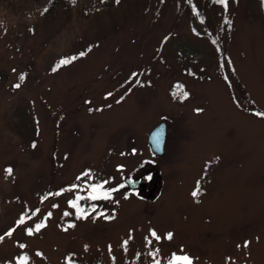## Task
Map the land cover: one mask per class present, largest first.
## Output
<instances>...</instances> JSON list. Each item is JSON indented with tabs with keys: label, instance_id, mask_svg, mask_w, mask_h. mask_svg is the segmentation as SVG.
Instances as JSON below:
<instances>
[{
	"label": "rangeland",
	"instance_id": "rangeland-1",
	"mask_svg": "<svg viewBox=\"0 0 264 264\" xmlns=\"http://www.w3.org/2000/svg\"><path fill=\"white\" fill-rule=\"evenodd\" d=\"M50 1L0 0V264H264L259 0Z\"/></svg>",
	"mask_w": 264,
	"mask_h": 264
},
{
	"label": "snow or ice",
	"instance_id": "snow-or-ice-1",
	"mask_svg": "<svg viewBox=\"0 0 264 264\" xmlns=\"http://www.w3.org/2000/svg\"><path fill=\"white\" fill-rule=\"evenodd\" d=\"M71 2L73 4H75L76 0H71ZM116 2L119 3L120 0H116ZM214 2L217 3V4L222 5L224 7L225 11L227 12V9H228V0H214ZM262 4H264V0H262ZM44 11L46 12L47 11V8H45ZM201 22H203V21H201ZM224 23L227 24V25H229V27L231 26V21L227 18V16L224 19ZM213 43H216V41H213ZM84 55H85V53H83V52L80 53V56H84ZM74 59H76V57H68V58L62 59L61 61H59L58 65H57V68L60 67V66H63V65L70 64ZM57 68H54L53 71H56ZM24 78H25L24 75H21L20 76V80L21 81H23ZM15 87L18 88V87H20V85L17 84V85H15ZM174 95H177V93H174ZM180 95H181V98L182 99H187L189 94L186 91H182L180 93ZM257 115L264 116V113H258ZM33 146H35V145H33ZM5 171H6V173L8 175H11L13 170L9 167ZM84 175H88V173H85ZM107 183H108L107 181H104L101 184H94V185H92V192L94 194L90 198L93 199V200L99 198V196L97 195V193H99L100 190L103 189L104 184H107ZM114 190L115 189L104 192V198H108L110 196V192L111 191H114ZM199 193H200V187H199V183H198L196 189H194L193 192H192V196L195 198V197H197L199 195ZM78 199H79V197L77 198V200ZM70 204H71L72 207H77L78 206L77 205V201H71ZM50 215H51V213H49V216ZM65 215H68V213H65ZM82 216H83V218H87V214L78 215L77 218L80 219V218H82ZM24 220H25V217L24 216H21V218L17 222L18 225L23 224L24 223ZM43 226H44L43 224H37L36 225V228H35V231H39L40 228L43 227ZM70 226H74V225H70ZM32 232H33V229H28V234L31 235ZM7 235H9V236L12 235V232L11 231L8 232ZM151 235L153 237H155L156 239H159L160 238L155 231H152L151 232ZM167 238L168 239H171L172 238V233H168L167 234ZM2 239H3V237H0V240H2ZM149 243H151V241H149ZM125 244H127V241H125ZM248 245H249V242L246 241L244 243V247H248ZM21 247L23 248L24 245H21ZM238 247H239V245H238ZM158 251L159 250H157V253H158ZM37 255H40V253H37ZM152 255H156V253H153ZM28 259L29 258H28L27 255L22 256L20 258V260H19V264H28ZM155 264H159V261L157 260L155 262ZM168 264H193V259L189 255H187V254H185V255H176V254H173L172 257H171V259L168 261Z\"/></svg>",
	"mask_w": 264,
	"mask_h": 264
},
{
	"label": "water",
	"instance_id": "water-1",
	"mask_svg": "<svg viewBox=\"0 0 264 264\" xmlns=\"http://www.w3.org/2000/svg\"><path fill=\"white\" fill-rule=\"evenodd\" d=\"M168 126L165 123H161L148 135L149 147H151L152 153L156 157H163L166 150V142ZM128 187L131 190L139 192L140 189H146L148 187L147 183L144 180L127 178Z\"/></svg>",
	"mask_w": 264,
	"mask_h": 264
},
{
	"label": "trees",
	"instance_id": "trees-1",
	"mask_svg": "<svg viewBox=\"0 0 264 264\" xmlns=\"http://www.w3.org/2000/svg\"><path fill=\"white\" fill-rule=\"evenodd\" d=\"M261 7H262V11L264 13V4H262V0H259ZM185 5H188L189 9L192 11H198V5L196 4V2H193L192 0H186L185 1ZM70 6H73V3L71 2V0H51L49 2V4L46 6L47 11L44 14H47L49 12H53L56 9H58L59 7H63V8H68ZM195 11V13H196ZM253 116L255 115L256 117H258L261 120H264V116L261 115H257L258 113H264V111L258 109L256 107V110L254 111H249ZM82 207L81 204L77 207V211H81Z\"/></svg>",
	"mask_w": 264,
	"mask_h": 264
}]
</instances>
